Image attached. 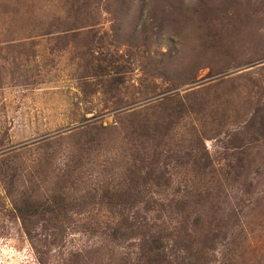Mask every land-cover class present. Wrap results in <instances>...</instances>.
Masks as SVG:
<instances>
[{"label": "rangeland", "instance_id": "1", "mask_svg": "<svg viewBox=\"0 0 264 264\" xmlns=\"http://www.w3.org/2000/svg\"><path fill=\"white\" fill-rule=\"evenodd\" d=\"M149 231L152 264H264V0H0V264Z\"/></svg>", "mask_w": 264, "mask_h": 264}, {"label": "trees", "instance_id": "2", "mask_svg": "<svg viewBox=\"0 0 264 264\" xmlns=\"http://www.w3.org/2000/svg\"><path fill=\"white\" fill-rule=\"evenodd\" d=\"M164 201L167 202V204H165V205L162 204L163 209H156V210H158V212L165 211V212H168L171 214H176V212H177V214L182 215V213H184L188 207V200L186 199V197H172L171 199H164ZM166 206L169 208L167 209ZM172 210H174L175 212L172 213ZM51 211H54V209H51ZM118 212L119 211H117V213ZM118 214H120V213H118ZM182 216H183L182 221L175 219L176 222L181 223L180 225H183L184 221H187L189 219V216L187 215V213H185ZM168 217L170 218V216H168ZM170 219H173V217H171ZM199 224L201 225L200 218L198 215H195L192 218L190 226L192 228H197V226ZM145 226L146 225H140L141 228H144ZM180 229L184 230L183 227H180ZM119 233L120 232H118V229L113 230V232L111 233V237H112L113 241H115L117 239V235ZM157 233H161V232H157ZM143 234H148V236L146 238L151 239V241H150V243H148L147 241H140L141 244H140L139 254H136L138 259H134V262L137 264H152L153 262L155 263L156 259H158V258L164 260L163 262H165V259H168V254H167V252L164 253V248H163V245L161 244L162 240H165L164 237L159 234L158 237L155 239V236L153 235L154 233H152L150 231L147 233H143ZM143 234H142V236H143ZM143 237H145V236H143ZM186 237L187 236L185 235L184 238H186ZM141 240H144V238H142ZM181 246L182 247L180 250H182V251H180V252H182L185 255H188V257H189V252H190L189 247H187L186 245H181ZM173 255L174 254H172V256ZM134 257H135V255H134ZM150 259H152V260H150Z\"/></svg>", "mask_w": 264, "mask_h": 264}]
</instances>
